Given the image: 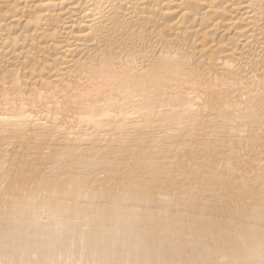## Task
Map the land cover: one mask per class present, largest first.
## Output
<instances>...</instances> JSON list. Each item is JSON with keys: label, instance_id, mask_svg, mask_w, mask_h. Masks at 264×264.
I'll return each instance as SVG.
<instances>
[{"label": "bare ground", "instance_id": "bare-ground-1", "mask_svg": "<svg viewBox=\"0 0 264 264\" xmlns=\"http://www.w3.org/2000/svg\"><path fill=\"white\" fill-rule=\"evenodd\" d=\"M0 264H264V0H0Z\"/></svg>", "mask_w": 264, "mask_h": 264}]
</instances>
